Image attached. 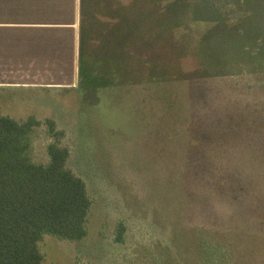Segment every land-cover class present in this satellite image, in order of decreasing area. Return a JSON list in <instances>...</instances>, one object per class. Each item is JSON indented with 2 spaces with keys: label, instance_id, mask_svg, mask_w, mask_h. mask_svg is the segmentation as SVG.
<instances>
[{
  "label": "rangeland",
  "instance_id": "1",
  "mask_svg": "<svg viewBox=\"0 0 264 264\" xmlns=\"http://www.w3.org/2000/svg\"><path fill=\"white\" fill-rule=\"evenodd\" d=\"M82 20L94 61L140 24L158 73L0 90L1 114L41 121L33 162L55 122L92 200L88 235L46 234L44 264H264V0H86Z\"/></svg>",
  "mask_w": 264,
  "mask_h": 264
},
{
  "label": "trees",
  "instance_id": "2",
  "mask_svg": "<svg viewBox=\"0 0 264 264\" xmlns=\"http://www.w3.org/2000/svg\"><path fill=\"white\" fill-rule=\"evenodd\" d=\"M85 2L82 0V18ZM150 15L147 12L142 16L149 22ZM124 24L122 21L117 31L118 45H114L119 51L100 61L92 59L91 51L88 55L82 28L79 79L86 70L91 88L124 84L131 80L128 74H138L139 79L157 75L155 59L150 62L149 58L145 68H141L142 52L134 46L140 24L130 23L128 29ZM136 41L140 43L139 39ZM147 41L141 49L156 57L154 41ZM47 122L57 140L48 145L50 161L38 164L32 161L30 150L32 133L41 121L31 116L20 122L0 113V264H44L40 242L46 234L68 240H82L88 235L92 200L86 182L67 167L70 150L60 142L63 132L53 120ZM120 226L119 241L124 233V226Z\"/></svg>",
  "mask_w": 264,
  "mask_h": 264
},
{
  "label": "crops",
  "instance_id": "3",
  "mask_svg": "<svg viewBox=\"0 0 264 264\" xmlns=\"http://www.w3.org/2000/svg\"><path fill=\"white\" fill-rule=\"evenodd\" d=\"M82 0H0V90L76 87Z\"/></svg>",
  "mask_w": 264,
  "mask_h": 264
}]
</instances>
